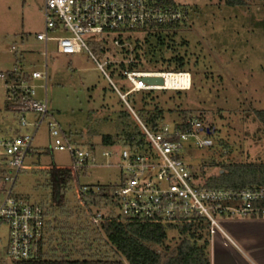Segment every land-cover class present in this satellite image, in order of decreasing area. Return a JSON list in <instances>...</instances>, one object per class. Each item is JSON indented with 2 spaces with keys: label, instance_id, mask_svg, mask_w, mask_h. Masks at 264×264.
I'll use <instances>...</instances> for the list:
<instances>
[{
  "label": "rangeland",
  "instance_id": "1",
  "mask_svg": "<svg viewBox=\"0 0 264 264\" xmlns=\"http://www.w3.org/2000/svg\"><path fill=\"white\" fill-rule=\"evenodd\" d=\"M170 2L186 9L188 15L184 24L161 34L169 50L157 51L156 58L161 54L165 58L180 56L182 71L190 76L187 91L173 98L171 92L165 94L163 99H173L165 110L181 104L187 117L196 119L205 129L213 128L209 135L211 148H197L188 140L180 150V158L194 180L192 187L200 188L203 180L216 176L223 165L264 164V131L253 118L255 112L264 111V0H242L239 7L227 6L225 0ZM42 7L43 0H0V73L11 72L16 66L29 72H42L44 63L47 70L48 117L34 134L31 151L12 185L11 197L41 206L45 214L49 212L45 215L42 247L47 259L115 260L116 255L98 227L99 221H92L95 210L88 211L79 203L78 186L113 185L118 181V170L91 168L81 173L77 182L61 192L63 201L56 207L50 167L71 166V159L67 152L50 148L47 123L52 118L73 146L93 147L97 152L103 149V136L119 134L124 121L130 127L134 125L131 118H123L128 98L125 104L114 89L120 91L123 81L116 62L128 57V53L115 47L112 41L123 40L128 33L82 36L96 62L109 63L104 65L103 72L87 52L61 55L53 43L48 45L45 59L43 44L35 37L43 31ZM147 33L148 30H141L132 37L141 41ZM12 47L15 53L10 51ZM172 67L161 71L173 72ZM33 84L39 86L42 81ZM8 93L0 80V139L31 137L34 128L21 127L19 113L7 108ZM43 96L41 90H36V99ZM166 112L163 113L165 124L172 128L179 120V112ZM34 119L32 114L24 115L27 123ZM2 159L0 156V205L10 187L3 178L14 175V170ZM215 218L221 228L228 219ZM205 227L203 233L208 240L210 233L208 226ZM166 235L167 241L161 249L171 248L182 239L177 231H166ZM7 241L8 228L0 223V264H12L6 254Z\"/></svg>",
  "mask_w": 264,
  "mask_h": 264
},
{
  "label": "built area",
  "instance_id": "2",
  "mask_svg": "<svg viewBox=\"0 0 264 264\" xmlns=\"http://www.w3.org/2000/svg\"><path fill=\"white\" fill-rule=\"evenodd\" d=\"M187 10L168 5L164 0H43V31L36 40L43 44V57L46 59L47 47L53 43L56 52L71 56L82 51L96 60L89 52L82 36L86 34L103 35L148 30L157 26L184 24ZM115 38L112 43L119 49H126L128 59L121 61L132 63V46ZM11 52L15 53L14 47ZM117 61L116 63H119ZM97 68L103 72L108 62L98 63ZM12 73H26L28 79L17 83H7L6 73H0V80L8 89V101L12 111L19 113L21 127H33L31 137L15 136L0 139V155L4 164L14 170L11 177L5 176L4 183H9V191L0 205V223L8 228L6 254L12 262L37 259L39 246L45 234V211L41 206L30 205L23 200L12 198L11 190L15 177L21 169L24 159L31 151L34 134L47 117L46 102V63L43 71L29 72L16 66ZM173 72L121 71L119 76L127 84L128 90L121 94L115 89L121 101L142 91H187L188 87L177 89L167 87L166 81L174 76ZM181 75L182 73H176ZM188 74V73H187ZM189 75V74H188ZM144 78H161L162 86H149ZM42 85L34 86V82ZM190 80V76H189ZM36 90L44 94L36 99ZM126 104V103H125ZM128 110L132 113L129 106ZM25 114L36 117L32 122L24 120ZM135 117V115L133 114ZM137 120V118L135 117ZM139 123V121L137 120ZM140 124V123H139ZM188 128L181 132L175 127L164 125L159 132L152 133L141 124L146 151L135 149L106 148L99 152L73 146L60 131L58 125L50 118L47 132L50 148L53 151L67 152L72 168L85 173L91 168H114L118 170L117 183L111 185L110 195L117 203V210L123 219H159L163 222H175L198 219L206 224L209 233L222 232L215 217L236 219L240 217H264V208L253 205L264 202V188L254 190H214L192 187L194 180L188 167L180 158L182 143L191 141L197 148L212 147V140L206 130L196 119L186 122ZM112 161L114 163H112ZM10 172V171H9ZM104 186H80L79 195L94 197ZM96 219H100L97 215Z\"/></svg>",
  "mask_w": 264,
  "mask_h": 264
},
{
  "label": "trees",
  "instance_id": "3",
  "mask_svg": "<svg viewBox=\"0 0 264 264\" xmlns=\"http://www.w3.org/2000/svg\"><path fill=\"white\" fill-rule=\"evenodd\" d=\"M164 1L168 5H173L170 0ZM225 4L239 7L243 5V2L242 0H225ZM179 26L180 24L153 27L148 29V33L141 41L132 37L133 34L140 33V31L129 32L120 42L126 41L131 44L133 49L132 63H122L121 61L128 59V57H125L119 63H116L120 70L163 72L161 69H169L170 66H173V73H185L182 71V58L180 56L165 58L161 54L156 58L157 51L169 50L165 41H162L161 34ZM21 79L27 80V74L24 72H6L7 83H17ZM123 83L122 81V87L119 91L121 94L128 90L127 84ZM167 92H171L172 98L173 95L180 96L181 94V91H142L128 95L126 103L139 123L145 129L154 133L159 132L166 125L163 116L164 112L177 111L179 112L177 116L179 120L174 122L173 127L184 132L188 128L186 122L191 120V117H187V111L181 110V104H176L171 109L165 110L168 101L173 100L170 97L163 99ZM7 108L9 109L10 106L7 105ZM123 118L124 120L131 118L134 121V125L130 127L124 121V128L119 134L113 137L103 136L101 138L103 148L113 147L135 149L137 152L146 151L148 144L144 140L145 136L140 124L135 121L128 109H126ZM253 118L264 131V111L255 112ZM208 131V135H210L213 128H208ZM89 150L94 152L93 147H89ZM50 174L52 177L53 202L56 207H60L63 201L61 192L70 183L77 182L81 173L75 171L72 166H52L50 167ZM194 176L196 177V175ZM79 188L80 186H78V190ZM203 188L214 190H254L264 188V164L229 163L223 165L216 176L203 180ZM111 190V185L104 186L101 188V192L94 197L81 196L78 191V201L86 210H95L92 213L93 215H91L92 221L96 222V216L100 214L98 227L117 259H47L42 251L43 242H41L37 259L12 262V264H209L206 253L208 242L203 233L206 225L202 221L188 219L163 222L159 219H123L118 213L117 203L109 194ZM253 206L262 209L264 208V202L256 203ZM48 213L47 211L45 215ZM166 231H177L178 237H182V239L180 238L181 240L171 248L164 247L161 249L167 241Z\"/></svg>",
  "mask_w": 264,
  "mask_h": 264
},
{
  "label": "crops",
  "instance_id": "4",
  "mask_svg": "<svg viewBox=\"0 0 264 264\" xmlns=\"http://www.w3.org/2000/svg\"><path fill=\"white\" fill-rule=\"evenodd\" d=\"M207 240L209 264H264V217L222 222Z\"/></svg>",
  "mask_w": 264,
  "mask_h": 264
},
{
  "label": "bare ground",
  "instance_id": "5",
  "mask_svg": "<svg viewBox=\"0 0 264 264\" xmlns=\"http://www.w3.org/2000/svg\"><path fill=\"white\" fill-rule=\"evenodd\" d=\"M189 82V75L187 73H182L181 75H177L175 73L174 76H172L166 81V86L182 89L188 87Z\"/></svg>",
  "mask_w": 264,
  "mask_h": 264
},
{
  "label": "water",
  "instance_id": "6",
  "mask_svg": "<svg viewBox=\"0 0 264 264\" xmlns=\"http://www.w3.org/2000/svg\"><path fill=\"white\" fill-rule=\"evenodd\" d=\"M144 82L149 86H162L163 80L161 78H144ZM206 133L208 134L209 131L206 130Z\"/></svg>",
  "mask_w": 264,
  "mask_h": 264
}]
</instances>
